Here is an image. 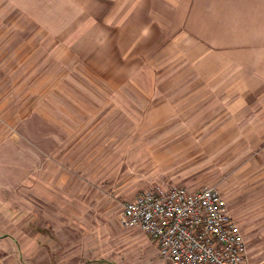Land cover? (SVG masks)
Listing matches in <instances>:
<instances>
[{"label":"crops","instance_id":"crops-1","mask_svg":"<svg viewBox=\"0 0 264 264\" xmlns=\"http://www.w3.org/2000/svg\"><path fill=\"white\" fill-rule=\"evenodd\" d=\"M0 19H11V34L17 44L23 43L18 50L38 44L62 68L74 67V83L82 84L81 68L112 89L130 84L138 94L150 89L155 98L164 97L159 88L166 82L186 83L185 94L172 93L170 98L186 100L181 104L188 115H195L194 121L200 119L199 126L219 124L212 145L226 147L240 139V146L251 149L249 161L264 164V0H0ZM72 94L82 104L83 91ZM103 96L97 92L88 97ZM69 104V112L58 107L60 115L69 121L73 115L74 128L77 122L81 127V107L77 101ZM18 128L17 134H26L19 133L22 140L17 142L12 136L4 139L0 128V146L5 141L11 147L20 145L24 161L19 162L25 164L13 167L11 174L17 177L7 182L9 187L0 182V264H68L66 259L82 264L83 257L97 253L98 241L92 236L83 240L35 233L32 220L24 215L32 208L18 198L34 195L39 187L34 180L49 179L52 172L55 178H68L64 167L55 170L51 163L72 142L35 124ZM226 131L235 134L222 135ZM246 153L243 149L235 157ZM256 174L252 192L264 194V170ZM42 189L64 195L67 184ZM244 241L247 246L245 236ZM254 254L247 247L245 264H254Z\"/></svg>","mask_w":264,"mask_h":264},{"label":"rangeland","instance_id":"rangeland-1","mask_svg":"<svg viewBox=\"0 0 264 264\" xmlns=\"http://www.w3.org/2000/svg\"><path fill=\"white\" fill-rule=\"evenodd\" d=\"M1 27L2 137L12 136L17 142L22 140L18 134L26 132L17 134L15 128L35 124L46 134H63L69 144L72 142L61 158L51 163L55 170L64 167L70 173L68 178H55L52 172L49 179L34 180L39 186L34 195L18 197L32 208L24 215L32 220L35 233L77 235L83 240L92 236L98 241V251L93 258L83 257L82 264H170L162 260L148 236L121 228L118 220L124 203L155 188L212 187L229 202L247 247L255 253L254 264H264V194L252 192L258 180L256 171L264 170V164L249 161L251 149L240 146V139L229 142L234 145L213 146L217 140L211 135L219 124L199 126L200 119L194 121L195 115H188L181 104L186 100L170 98L172 93L185 94L186 83L166 82L159 88L164 95L161 98H155L150 89L145 95L138 94L130 84L112 89L96 82L87 68L78 71L82 84L74 83L70 77L76 73L74 67L62 68L38 44L18 50L23 43L17 44V36L11 34V19H0ZM78 90L84 93L82 104L72 94ZM85 92H99L104 98L90 99ZM114 92L121 97L112 98ZM73 101L82 112V124L80 127L77 122V128L73 115L69 121L58 110L61 106L69 112ZM65 128L70 134L61 131ZM227 133L235 131L222 135ZM15 146L6 141L0 146V182L6 187L17 177L11 174L13 167L17 170L25 165L20 164L24 161L21 146ZM243 149L248 153L235 157ZM62 182L67 184L66 194L42 193V187L57 188Z\"/></svg>","mask_w":264,"mask_h":264},{"label":"built area","instance_id":"built-area-1","mask_svg":"<svg viewBox=\"0 0 264 264\" xmlns=\"http://www.w3.org/2000/svg\"><path fill=\"white\" fill-rule=\"evenodd\" d=\"M119 225L148 236L170 264H245L247 246L227 201L212 187L155 188L124 203Z\"/></svg>","mask_w":264,"mask_h":264}]
</instances>
